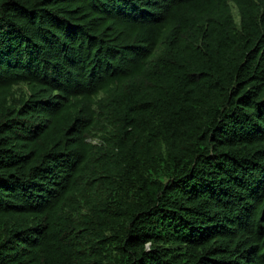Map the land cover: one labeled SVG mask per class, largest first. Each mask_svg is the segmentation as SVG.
Segmentation results:
<instances>
[{"label":"trees","instance_id":"trees-1","mask_svg":"<svg viewBox=\"0 0 264 264\" xmlns=\"http://www.w3.org/2000/svg\"><path fill=\"white\" fill-rule=\"evenodd\" d=\"M0 264H264V0H0Z\"/></svg>","mask_w":264,"mask_h":264}]
</instances>
